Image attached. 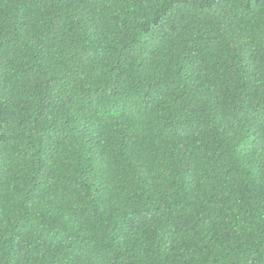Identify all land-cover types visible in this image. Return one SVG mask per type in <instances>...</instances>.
<instances>
[{
	"label": "trees",
	"instance_id": "1",
	"mask_svg": "<svg viewBox=\"0 0 264 264\" xmlns=\"http://www.w3.org/2000/svg\"><path fill=\"white\" fill-rule=\"evenodd\" d=\"M0 264H264V0H0Z\"/></svg>",
	"mask_w": 264,
	"mask_h": 264
}]
</instances>
